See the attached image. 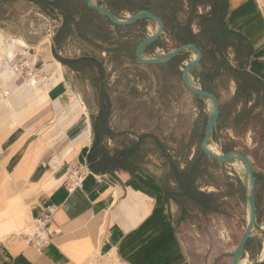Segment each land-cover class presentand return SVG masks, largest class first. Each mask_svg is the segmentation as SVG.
<instances>
[{
  "label": "rangeland",
  "instance_id": "1",
  "mask_svg": "<svg viewBox=\"0 0 264 264\" xmlns=\"http://www.w3.org/2000/svg\"><path fill=\"white\" fill-rule=\"evenodd\" d=\"M35 1L37 0L0 1V31L3 35L0 43L6 52L3 57L12 56L9 65L1 68V73L12 69L16 74L15 85L8 88L7 93L0 75V94L6 99L14 96L15 91L19 90L16 86L26 84L33 77H26V71L33 65L36 66L35 91L41 90V97L39 95L36 102L24 108L18 104V97L12 99L10 102L14 113L4 115L5 109H0V184L6 174L1 160L4 159L10 134L19 126H24L27 134L36 131L37 107H46L44 117L40 120L43 122L41 126L47 123H51V127L63 124L62 116L58 118L56 111L54 113L51 110L48 91L56 84L53 83L56 74L65 73L73 88L70 95L72 103L68 111L71 121L84 115V120L89 123V134L78 139V143L91 141L96 154L107 155L108 158L111 155L115 158V164L125 166L129 163L128 166L136 167L147 162L149 170L158 177L164 189V202H173L178 206V211L174 210L173 213L185 246L188 264H231L232 253L247 228L245 217L243 218L244 202H241L245 196L240 179L242 173L232 163L219 166L205 163L200 167L202 174L196 182L199 190L217 192L214 183L224 188V191L220 190L222 196L227 194V199H219L217 213L203 214L198 205L184 199L182 207L186 212L183 215L180 203L165 197L166 189L173 194L181 193L173 167L184 169L186 162L201 152L200 142L210 112L211 100L203 97L193 99L191 92L182 83L181 69L185 62L196 57L195 53L187 50L167 66L145 65L137 60L135 50L143 38L155 32L158 28L156 22L141 18L132 26L117 27L96 11L86 9L85 0H50L44 6ZM138 1L147 4L150 11L164 14L163 8L170 0ZM211 1L213 0H196L197 3L206 2L207 6ZM257 1L264 5V0H255L256 5ZM95 2L99 3L98 0ZM105 2L121 19L128 18L140 9L149 10L135 0ZM153 2L157 6L151 7ZM63 9L73 13L78 26L70 24L65 30ZM209 12L207 7L200 6L195 13H190L194 17L193 28L186 29H173V20L167 17L169 31L155 45L149 46L144 55L147 58L158 57L176 48L177 35L191 38L192 43L203 49L216 45L219 56L214 59L208 52L205 63L210 68L222 69L216 77L220 88H215L226 89L225 96L221 97L226 103L230 100L229 86L235 81L232 77L234 73L227 72L226 68H236L239 64L234 50L211 38L209 29L212 25L207 18ZM260 14L262 15L261 11ZM49 39L54 45V57L50 56V60H47ZM19 40H24L28 45L21 44ZM60 59L67 62H61L62 68L57 63ZM204 67L205 65L201 74L195 69L191 76L194 84L207 88L213 75ZM75 104L78 106L76 111L73 109ZM25 110L28 112L22 115ZM73 112L75 113L72 114ZM254 124L258 125L259 121ZM60 128L50 131L54 148L55 140L63 142L64 139ZM217 130L219 134L211 139L210 144L220 152L229 151L223 143L229 142V138L237 140L231 138L228 132ZM37 134L35 132L32 137L36 138ZM245 142L246 138L238 140L236 148L250 157L252 153ZM134 149L137 150L135 158L128 162L125 153ZM28 155L30 154L23 158L20 169L24 172L29 169ZM62 155L63 151L55 154L56 163L62 160ZM235 161L245 165L239 160ZM20 225L21 220L18 226ZM23 229L18 230L20 232ZM246 260L251 261L249 264L264 260V234L260 229L254 230L245 258L241 262ZM86 264L125 263L120 261L115 251L107 253L99 249Z\"/></svg>",
  "mask_w": 264,
  "mask_h": 264
},
{
  "label": "crops",
  "instance_id": "2",
  "mask_svg": "<svg viewBox=\"0 0 264 264\" xmlns=\"http://www.w3.org/2000/svg\"><path fill=\"white\" fill-rule=\"evenodd\" d=\"M98 1L109 8L105 0ZM205 3L170 0L163 8L164 14H156L165 23L163 36L169 31L167 17L173 20V29L193 28L194 17L190 13H195L200 6L207 7L210 11L207 18L212 25L209 29L211 38L224 43L237 55L238 67L226 68L227 72L234 73L232 77L236 81L229 86L230 100L226 103L221 98L225 96L226 89L215 88L218 86L216 77L222 69L210 68L205 63L208 52L214 59L219 56L216 45L201 48V70H196L201 74L205 65L204 68L211 71L213 80L204 89L213 91L220 102L217 129L228 132L231 138L237 140L229 138V142L223 143L225 149L237 150L238 140L247 139L245 144L252 153L248 157L257 180V221L263 232L264 19L255 0H213L208 6ZM20 43L28 45L24 40H20ZM181 44L184 43L176 41V47ZM46 54L49 56L47 60H50V56L54 57V45L50 39ZM190 78L192 80L191 73ZM71 93L73 88L63 73L62 79L48 91L51 110L56 111L58 118L62 116L63 124L51 127V123H47L41 126L43 122L40 120L46 109L42 106L35 109L38 111H35L36 131L27 134V129L19 126L10 134L4 159L1 160L6 174L0 184V264H86L99 249L107 253L115 251L125 264H188L173 213L174 210L178 211V206L173 202H164V189L158 177L149 170L147 162L136 167L124 166L115 164V158L109 155V162L105 166H98L96 172L90 169L91 173L82 187L68 191V167L75 161L89 164L88 157L93 148L91 141H77L84 133L86 121L84 115L71 121L68 114L72 103ZM256 121H259L258 125L254 124ZM59 127L64 139L63 142L55 140L54 148L50 131ZM35 132L38 134L33 138ZM218 134L216 130L214 136ZM61 150L64 155L56 163L55 154ZM27 154H30L29 169L24 172L20 169ZM102 156L98 154L96 162L101 163ZM240 179L245 189L241 202H244L243 218L247 226V189L243 178ZM214 187L220 199H227V194H220V190L224 191L222 186ZM48 205L58 207L53 220L55 226L61 227L62 234L39 252L24 242L18 229L30 226ZM20 220L21 225L18 226Z\"/></svg>",
  "mask_w": 264,
  "mask_h": 264
},
{
  "label": "water",
  "instance_id": "3",
  "mask_svg": "<svg viewBox=\"0 0 264 264\" xmlns=\"http://www.w3.org/2000/svg\"><path fill=\"white\" fill-rule=\"evenodd\" d=\"M85 2L89 8L104 16L107 20H109L112 24L116 26H130L135 24L141 18L152 20L158 24L157 30L153 34L143 38L136 47L135 56L137 60L142 64L145 65L167 64L171 60L178 57L187 50L193 51L196 54V57L194 59L188 61L182 67L181 69L182 82L193 96L207 98L214 103V107H215L214 115L209 114L208 116L204 135L200 142V149L205 155H207L211 159L216 160L219 163H223V164L230 163L234 159L235 155L240 156L247 166L249 172L247 177H250L252 182L250 195L249 196L247 195V203H249L250 211H251L249 222L239 244L232 253L231 264H239V261L245 257L247 244L252 237L253 231L255 229L262 230V228L259 226L257 221V201H256L257 180L252 162L249 159V157L245 155L243 152L238 150H229L226 152L216 153L213 149H211V147H209L210 141L213 138L214 133L216 132L218 127V121L220 116V102L217 95L213 91H209L202 87L197 86L196 84L193 83V81L190 78V73L194 69H197L198 71L201 70L200 66L203 58L202 49L194 43H185V44H181L180 46L172 50H169L168 52L163 53L158 57L147 58L144 55L145 50L150 44L156 42L165 31V23L160 16L156 15L150 10L140 9L135 13H133L130 17L126 19H121L117 17V15H115V13L111 9L100 5L99 3L95 2V0H85ZM243 182L244 185L246 186V189L248 190L247 182L244 179ZM256 263L264 264V260L257 261Z\"/></svg>",
  "mask_w": 264,
  "mask_h": 264
},
{
  "label": "trees",
  "instance_id": "4",
  "mask_svg": "<svg viewBox=\"0 0 264 264\" xmlns=\"http://www.w3.org/2000/svg\"><path fill=\"white\" fill-rule=\"evenodd\" d=\"M50 0H37L35 1L37 4H40L42 6H44V4H49ZM136 3L142 4L143 7L148 8L147 4L142 3L141 1L135 0ZM53 5H56V3H53ZM150 6V5H148ZM153 6H157L155 5V3L153 2V4H151V7ZM58 7V5H57ZM60 7V5H59ZM88 10H92L91 8H89L87 5L85 7ZM62 9V7H61ZM150 10V7L148 8ZM152 11V10H151ZM153 13H157L155 11H152ZM63 14L65 16V24H64V28L65 30L71 25H75L78 26V22L76 23L75 21V17L73 15V13H70L68 11H65L63 9ZM157 15V14H156ZM116 26V25H115ZM117 27H121V26H117ZM177 42L180 43H192V39L191 38H184V37H178L176 38ZM158 41L152 43V45H155ZM247 49V48H246ZM248 50V49H247ZM177 59L174 58L172 61H175ZM61 62L63 63H67L66 61L60 59ZM245 79L248 80L247 75L245 74ZM137 153V150L134 149L133 151H127V153H125L126 160L129 162L130 159L135 158V155ZM96 154V148H92L89 157H88V161H89V167L91 170L93 171H97L98 166H105L108 162H109V158L107 155L102 156L103 161L100 162H96V158H97ZM210 164L212 166H219L221 165V163H219L216 160L211 159L210 157H208L207 155H205L202 150L199 154L195 155L191 160L186 162V166L184 169L180 170L177 166L173 167V171L176 174V179L177 182L179 184L181 193L180 194H173V192H170L169 189H166V198H173L175 200H177V202L180 203L181 207L184 205H182L183 200L187 199L188 201L198 205V208L201 210V212L203 214H211V213H217L219 212V206H220V196L218 194V192H203L200 191L196 182L198 180V177L202 174V171L200 170V167L203 164ZM129 163H126L125 166H128ZM213 185H216L213 183ZM182 207V213L184 215V213L186 212L185 209Z\"/></svg>",
  "mask_w": 264,
  "mask_h": 264
},
{
  "label": "built area",
  "instance_id": "5",
  "mask_svg": "<svg viewBox=\"0 0 264 264\" xmlns=\"http://www.w3.org/2000/svg\"><path fill=\"white\" fill-rule=\"evenodd\" d=\"M258 7L264 18V5L260 1H257ZM28 61L25 62L27 64ZM36 66H32L29 71H26V77L33 76L29 78L30 80H36L34 71ZM37 81V80H36ZM90 167L88 163H83L80 161H75L68 167V177H67V189L69 192H73L76 189L82 187L84 181L90 175ZM58 207L56 205H48L45 212L33 219L30 227L23 229L18 234L22 237L24 242L39 252L48 246L57 236L62 234L61 227L54 225V215Z\"/></svg>",
  "mask_w": 264,
  "mask_h": 264
},
{
  "label": "bare ground",
  "instance_id": "6",
  "mask_svg": "<svg viewBox=\"0 0 264 264\" xmlns=\"http://www.w3.org/2000/svg\"><path fill=\"white\" fill-rule=\"evenodd\" d=\"M2 36L3 35L1 33V31H0V41L2 39ZM14 42H16V41H14ZM19 42H20V40H19ZM25 46H27V45H25ZM5 53L6 52L3 50L2 45L0 43V75H2V77H3L2 81H3V84H4L5 89H6L5 91L7 93L8 88H10L11 86H14L15 85L16 74H15V72L12 69H10L9 72L1 73V68L9 65V60L12 58L11 55L10 56L8 55L6 57L7 59L4 58L3 55ZM195 56H196V54H195ZM57 63H58V65H59L60 68L63 67L61 61L57 60ZM62 77H63L62 74L57 73L56 76H55V78H54L53 83H57L58 81H60L62 79ZM36 82H37L36 80L33 81V79H32V80H30V83H26V84H22V85L16 86L19 89L18 92L16 90L15 91V95L14 96H10V98L8 97L7 99L4 97V95L0 94V99H1V101H0V109L1 108L2 109L3 108L5 109L4 110V115L7 114V113L8 114H11V113H14L15 112V110L11 109L12 108V103L10 101L12 99H15L16 97H18V101H17L18 104L21 107H23V108L26 107V105L33 104L34 102H36V98H40L41 97V95H40L41 94V90H38V91L36 90L35 91V89H37L36 88L37 87L36 86V84H37ZM31 84H34L33 87L32 86H28V85H31ZM39 95H40V97H39ZM73 109H74V111L78 110V106L75 104L73 106ZM84 109L86 110V108H84ZM209 111H210L209 114L214 115L215 107H214V103L212 101L210 102V110ZM27 112L28 111H26V110L23 111L22 112V115H25ZM74 113L75 112H73L72 114H74ZM84 128H85L84 129V133L78 139H81L84 136H86V135L89 134V123L87 122V120H86V124H85V127ZM209 147H211V149H213L216 153H221L217 149V147H215L214 145L209 144ZM235 160H239V161L243 162L244 164H245V162L242 160V158L240 156L235 155L234 156V159L230 163H232L242 173L241 177L247 182V185H248L247 195L249 196L250 195V192H251V188H252V182H251L250 177H247V175L249 173L248 172V169H247V166H246V164L245 165H242V164L236 162ZM247 206H248L247 208H248V214H249V218H250L251 211H250V205H249V203L247 204ZM243 259H241L239 261V264H249V263H251V261H247V260L241 262Z\"/></svg>",
  "mask_w": 264,
  "mask_h": 264
}]
</instances>
